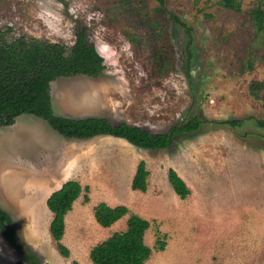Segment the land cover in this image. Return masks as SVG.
Masks as SVG:
<instances>
[{"label":"rangeland","instance_id":"rangeland-1","mask_svg":"<svg viewBox=\"0 0 264 264\" xmlns=\"http://www.w3.org/2000/svg\"><path fill=\"white\" fill-rule=\"evenodd\" d=\"M220 1L166 0L162 7L155 0H0V29L9 40L36 38L70 49L84 31L104 58L99 77L51 83L56 115L105 117L153 133H167L196 114L203 120L198 131L164 150L112 136L67 139L29 114L1 127L0 206L44 264H92L91 249L126 230L128 216L111 228L96 222L101 202L127 206L150 221L146 243L153 253L146 264H264V92L261 99L251 93V84L264 80V48L249 17L253 0H245L240 13ZM172 14L193 27L190 76L186 34ZM227 120L242 124L218 123ZM141 161L150 172L146 192L131 188ZM169 169L189 186L186 199L171 186ZM50 180L89 188L83 195L90 201L82 195L66 216L68 258L50 231V191L39 192ZM19 260L0 232V264Z\"/></svg>","mask_w":264,"mask_h":264},{"label":"trees","instance_id":"trees-1","mask_svg":"<svg viewBox=\"0 0 264 264\" xmlns=\"http://www.w3.org/2000/svg\"><path fill=\"white\" fill-rule=\"evenodd\" d=\"M160 6L166 0H155ZM245 0H221L222 7L242 12ZM249 12L255 36L264 48V0H253ZM172 22L182 28L186 34L185 56L187 74L190 76L194 58L193 27L179 16L172 14ZM135 42V38H131ZM259 43V45H260ZM251 69L253 64L248 62ZM105 69L104 58L93 44H90L84 31L77 32L76 41L67 48L60 43L36 38L19 37L9 40L0 29V128L15 124L24 114L45 120L50 127L67 139L89 140L99 136H112L126 140L133 146L145 150H164L173 146L176 137L184 133L199 130L203 120L196 114L180 125L173 126L167 133H153L143 127L127 122L113 123L105 117L69 118L55 114L51 98V83L59 78L83 75L99 77ZM264 92V80L251 84V93L261 99ZM233 128L242 124L241 120L218 122ZM264 127V122L259 121ZM150 172L146 162L137 166L131 188L146 192ZM168 180L175 193L186 199L191 190L184 179L174 169H169ZM88 193L76 180H69L52 193L47 200L48 209L53 214L50 231L64 257H70V250L62 243L66 230V216L72 211L75 202ZM84 202L90 197L83 195ZM128 216L125 231L115 232L106 240L95 245L89 254L92 264H146L152 256V248L146 243V234L151 227L149 220L131 213L124 205L110 206L101 202L94 207L96 222L103 228H111ZM0 232L15 248L20 260L16 264H44L33 248L21 239L11 215L0 206ZM166 244L160 242V250Z\"/></svg>","mask_w":264,"mask_h":264},{"label":"crops","instance_id":"crops-1","mask_svg":"<svg viewBox=\"0 0 264 264\" xmlns=\"http://www.w3.org/2000/svg\"><path fill=\"white\" fill-rule=\"evenodd\" d=\"M50 126V125H49ZM58 133V132H57ZM62 136V135H61ZM51 181V180H50ZM61 180H59V181H55V180H53V181H51L52 183H50L46 188L44 187V186H42V184H40L42 187L41 188H39V192H41L42 194H46V192L48 193L49 191H50V193L47 195V197H46V199H45V206L48 208V206H47V200H48V198L52 195V193H54L55 191H57V190H59L62 186H63V184L64 183H66L67 181H64L63 183H60V185H58L57 186V183H59ZM43 183V182H42ZM132 184V183H131ZM52 188H55L54 190H52ZM81 198V197H80ZM79 198V199H80ZM78 199V200H79ZM77 200V201H78ZM76 201V202H77ZM75 202V203H76ZM70 213V212H69ZM68 213V214H69ZM12 217V216H11ZM126 218V217H125ZM123 219H121L119 222H117L116 224H118V223H120L121 221H122ZM115 224V225H116ZM92 263V262H91Z\"/></svg>","mask_w":264,"mask_h":264}]
</instances>
